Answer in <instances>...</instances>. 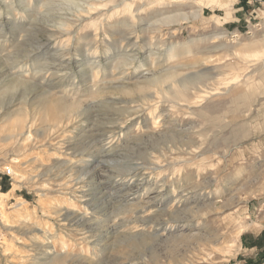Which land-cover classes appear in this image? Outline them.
Instances as JSON below:
<instances>
[{
	"label": "rangeland",
	"instance_id": "1",
	"mask_svg": "<svg viewBox=\"0 0 264 264\" xmlns=\"http://www.w3.org/2000/svg\"><path fill=\"white\" fill-rule=\"evenodd\" d=\"M220 1L0 0V264H264V3Z\"/></svg>",
	"mask_w": 264,
	"mask_h": 264
},
{
	"label": "bare ground",
	"instance_id": "2",
	"mask_svg": "<svg viewBox=\"0 0 264 264\" xmlns=\"http://www.w3.org/2000/svg\"><path fill=\"white\" fill-rule=\"evenodd\" d=\"M4 2V1H3ZM95 67V66H94ZM172 73H174V72H172ZM175 83L177 82V80L176 81H174ZM173 82V83H174ZM179 83H180V81H179ZM181 85H184V83H182ZM48 100V99H47ZM48 105V104H47ZM50 105H52V104H50ZM50 105H48L49 107H50ZM46 106V105H45ZM53 106V105H52ZM65 111V110H64ZM16 115V114H15ZM51 115V114H50ZM52 116V115H51ZM17 118V117H16ZM15 120V119H14ZM20 133H22V132H20ZM19 134V133H18ZM22 135H26V132L24 131L23 133H22ZM14 136V135H13ZM17 137V136H16ZM71 194V193H70ZM24 201H20L19 200V202H18V206H21V204H24L23 203ZM16 206V205H15ZM26 210V209H25ZM22 213V212H21ZM21 213H19V211H17V214L19 215V216H21ZM68 219V218H67ZM9 229H15L14 227H16L15 225H13V224H9ZM23 227H21V226H17V228H16V230L18 231V232H22V229ZM35 229H37V227L35 228ZM37 231H39L38 229H37ZM37 231H36V233H37ZM23 233V232H22ZM36 233H34V234H36ZM15 234V233H14ZM27 234V233H26ZM25 234V235H26ZM37 235V234H36ZM36 237V236H35ZM20 238V237H19ZM38 237H36V240H33V244H34V246L36 247V249H38L39 248V240L37 239ZM13 239H15V238H13ZM13 242V241H12ZM31 242V241H30ZM15 243V242H14ZM10 245V244H9ZM15 245V244H14ZM29 246V245H28ZM38 247V248H37ZM15 248V247H14ZM29 248H30V246H29ZM32 248V247H31ZM16 249V248H15ZM50 249H51V251L54 249V247L53 246H51L50 247ZM32 250V249H31ZM35 250V249H34ZM17 251V250H16ZM38 251V250H37ZM11 252V251H10ZM24 252V251H23ZM49 252V251H48ZM9 253V252H8ZM19 253H22V252H20L19 250H18V254ZM14 254H15V252H14ZM36 254V253H35ZM25 255V254H24ZM17 256V255H16ZM19 256V255H18ZM21 256H23V255H21ZM36 256V255H35ZM36 257H38V255L36 256ZM17 258V257H16ZM19 258V257H18ZM23 259V258H22ZM32 259V258H31ZM25 260H27V259H25ZM33 260V259H32ZM35 260V259H34ZM38 260V262H39V258L37 259ZM37 260H35L36 262H37ZM42 260V259H41ZM44 260V259H43ZM46 260V259H45ZM54 261V260H53ZM13 262H16V261H13ZM42 262V261H41ZM48 262V261H47ZM45 263V262H44ZM51 262H49V264H50ZM17 264V263H16ZM24 264V263H23ZM26 264V263H25ZM38 264V263H37Z\"/></svg>",
	"mask_w": 264,
	"mask_h": 264
},
{
	"label": "crops",
	"instance_id": "3",
	"mask_svg": "<svg viewBox=\"0 0 264 264\" xmlns=\"http://www.w3.org/2000/svg\"><path fill=\"white\" fill-rule=\"evenodd\" d=\"M252 1L258 2L259 4H263L264 3V0H243V2L245 4L249 3V2H252ZM220 2H221V4H226V0H221Z\"/></svg>",
	"mask_w": 264,
	"mask_h": 264
}]
</instances>
